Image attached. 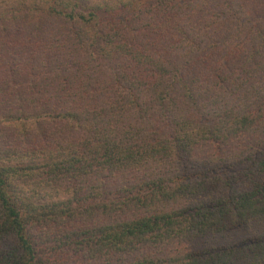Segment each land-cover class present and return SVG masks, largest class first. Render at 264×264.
<instances>
[{"label":"trees","instance_id":"obj_1","mask_svg":"<svg viewBox=\"0 0 264 264\" xmlns=\"http://www.w3.org/2000/svg\"><path fill=\"white\" fill-rule=\"evenodd\" d=\"M0 264H264V0H0Z\"/></svg>","mask_w":264,"mask_h":264}]
</instances>
